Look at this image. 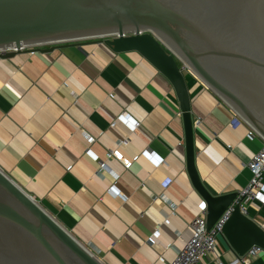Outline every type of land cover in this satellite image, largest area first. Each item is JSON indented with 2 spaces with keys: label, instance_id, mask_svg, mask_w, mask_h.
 Wrapping results in <instances>:
<instances>
[{
  "label": "crops",
  "instance_id": "crops-1",
  "mask_svg": "<svg viewBox=\"0 0 264 264\" xmlns=\"http://www.w3.org/2000/svg\"><path fill=\"white\" fill-rule=\"evenodd\" d=\"M104 40L0 58V169L103 264H169L204 203L186 171L179 104L137 52ZM185 81L199 178L213 196L238 194L263 139L196 76ZM244 210L264 229V205ZM216 245L200 264H264V251L238 260Z\"/></svg>",
  "mask_w": 264,
  "mask_h": 264
},
{
  "label": "water",
  "instance_id": "water-1",
  "mask_svg": "<svg viewBox=\"0 0 264 264\" xmlns=\"http://www.w3.org/2000/svg\"><path fill=\"white\" fill-rule=\"evenodd\" d=\"M96 39L115 53L137 52L171 85L186 171L210 231L238 194L213 196L199 178L187 72L177 62L264 140V0H0V58ZM218 237L238 260L252 247L264 251V229L239 204ZM0 264L103 262L0 169Z\"/></svg>",
  "mask_w": 264,
  "mask_h": 264
},
{
  "label": "built area",
  "instance_id": "built-area-1",
  "mask_svg": "<svg viewBox=\"0 0 264 264\" xmlns=\"http://www.w3.org/2000/svg\"><path fill=\"white\" fill-rule=\"evenodd\" d=\"M177 63L180 64L179 66L183 69V71L190 73L189 69L183 63H181L180 61H178ZM119 119H121L124 122H129V119L126 116H124V114H122ZM131 126L132 129H135L139 126V124L133 122ZM249 135L260 137L252 129H250ZM84 137L90 143L93 141L86 134H84ZM113 156H114L113 152H110L107 155L108 158H112ZM136 160L137 158L133 159V161ZM120 161L126 169H129L132 165V162L127 159H121ZM100 168L104 169L105 164L101 163ZM247 168L251 174V178L248 185L241 192L238 193L236 200H234L233 203L222 213V215L219 217V219L216 221V223L213 225L210 231H207L206 229V214H207L206 205L205 203L200 204L199 212L195 217L194 221L192 222V224L190 225V229H191L190 238L185 243L184 247L178 252L175 259L169 264H200L202 259H204L208 255L216 253L217 235L221 232L225 223L229 220L232 212L234 211L235 205L239 204L240 209L244 214H245L244 206L249 201H255L261 205H264V184L262 183V179L264 177V144L261 150L258 153H256L248 162ZM114 179L116 180L117 177L114 176ZM166 186L167 184L165 185V187ZM260 252H262L260 248L252 247L247 252L246 255L255 256Z\"/></svg>",
  "mask_w": 264,
  "mask_h": 264
},
{
  "label": "rangeland",
  "instance_id": "rangeland-1",
  "mask_svg": "<svg viewBox=\"0 0 264 264\" xmlns=\"http://www.w3.org/2000/svg\"><path fill=\"white\" fill-rule=\"evenodd\" d=\"M180 65V64H179Z\"/></svg>",
  "mask_w": 264,
  "mask_h": 264
}]
</instances>
